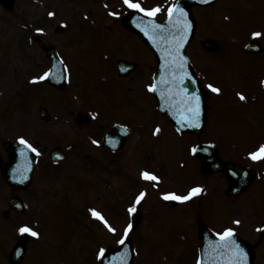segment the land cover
Segmentation results:
<instances>
[{
	"label": "flooded vegetation",
	"instance_id": "obj_1",
	"mask_svg": "<svg viewBox=\"0 0 264 264\" xmlns=\"http://www.w3.org/2000/svg\"><path fill=\"white\" fill-rule=\"evenodd\" d=\"M62 1L68 5L53 7L49 0L29 4L28 15L22 13L21 18L17 13L13 14L15 11L5 12L12 15L7 16L18 32L35 34L37 29H43V32H39V43L32 41L25 45L23 41L19 59V52L16 53L17 69L20 70V79H16L21 85L31 92L35 88L46 86V80L38 84L32 83V80L38 73L47 72L51 68V60L45 54V48L49 45L56 49L59 56L56 63L58 69L63 68L67 76L65 87L61 90L47 84L58 96L55 99L45 97L47 100L44 104L49 108V117L45 122V131L37 133V138L42 140L44 146L35 143L40 154L37 155L27 190L13 193L24 195L27 191L24 196L30 204L29 221L33 225L38 223L41 231L48 224L49 236L54 237L50 238L51 241H66L64 237L71 239L68 231L81 234L90 243L80 242L78 250L93 251L96 258L102 228L90 209H95L109 220H114L117 216L123 219L130 216L128 208L142 191L144 179L140 173L132 172V165L125 163V159L120 162L117 157L142 155L143 135L149 132L151 135L156 134L155 129L160 128V124L167 119L158 113L153 98L147 93L153 59L140 39L126 28L130 23L122 19L126 14L138 11L128 9L123 0ZM173 1L139 0L146 9L161 7L162 11L156 15L159 18L164 17ZM236 2L240 8L248 10V13H237V37L240 40V50L236 52L237 68L232 70L235 64L228 65L230 60L226 53H222L219 58L221 69L214 73L210 68L211 60L204 63L205 74H199V77L207 93L206 122L198 134L179 132L172 128V137L174 141H178V147L180 135L192 142L209 132V129L205 130L209 125L211 103H221L222 98L227 112L239 122L252 121L262 123L264 127V39L254 40L251 35L254 31L264 32V0ZM87 5L91 9L86 8ZM194 9L196 8L193 11ZM198 9H203L201 14L204 27H213L214 21L217 23L215 26L219 27L226 21L227 0H216L213 4ZM49 12L55 15L49 16ZM111 12L119 15L112 16ZM9 38L19 48L20 38ZM248 41L256 42L253 51L244 50ZM203 55L209 59L212 54ZM211 83L220 87L221 93H213L207 87ZM237 93H242L246 99L240 100ZM40 98H43L41 94ZM35 103L36 98L26 102L30 108L33 105L32 118L27 121L32 128L26 132L32 136L36 135ZM44 104L41 103L40 106ZM80 112L90 114L88 122L77 116ZM117 128L126 134L122 138L121 147L113 150L105 145L104 138L107 134H113ZM255 133H259L260 139L264 141V131ZM93 140L99 143L94 144ZM53 148L63 151L61 160L50 157L49 151ZM1 151L3 148H0ZM249 153L239 160L250 163ZM261 162L264 169V160ZM133 180L140 182L138 193ZM53 204L59 205L57 207ZM164 204L166 202L155 199L148 207L146 196L137 206V211L149 209L157 217L166 214L158 212L165 208ZM188 204L190 209L195 208L194 201ZM168 205L175 206L176 202H169ZM60 206L62 216L59 218V213L54 211L60 210ZM10 211L20 215L19 212ZM0 214L3 215V212ZM111 224L115 227L114 221ZM39 233V238H35L37 243L43 241L41 236L44 233ZM57 248L62 247L58 245ZM66 248L63 247L64 250Z\"/></svg>",
	"mask_w": 264,
	"mask_h": 264
},
{
	"label": "rangeland",
	"instance_id": "obj_2",
	"mask_svg": "<svg viewBox=\"0 0 264 264\" xmlns=\"http://www.w3.org/2000/svg\"><path fill=\"white\" fill-rule=\"evenodd\" d=\"M31 1L33 0H15V9H14L15 12H13V14L14 13L19 14L20 18L22 13H26L28 15L30 11L29 4L31 3ZM234 2L235 1H232L231 3L235 4ZM52 3H55L57 7L60 6L64 7L65 5H68L67 2L62 0H56V1L50 0L49 4ZM86 8L91 9L89 5H87ZM233 9L234 12L236 11L235 13L236 17L239 11L248 13L247 9L240 8L238 5L233 6ZM5 12L7 11H5L0 6V46H5L7 44L6 37H11L13 39H17L19 37L21 41L22 39H25L24 36H22V33L18 32L16 27H13V23L11 22L12 20H9V17H11L12 15L8 13L6 14ZM71 19L74 18L71 17ZM9 22L11 23L9 24ZM214 24L216 25L217 23L214 21L212 25ZM232 29L233 28H228L227 30L222 31L220 28L215 26V27H211L209 29L211 30V32L207 33L205 28H201L198 32V38L204 37L206 35H212L224 41L223 38L225 35H227L226 32H228L229 34V32H231ZM18 45L22 46L20 42L18 43ZM224 47L231 49V46H221V49L223 48L222 50H225L226 48ZM190 50L191 53L194 54L195 56L197 55L195 54L196 51L197 52L200 51L196 41L192 44ZM236 56L237 54L235 55V58ZM0 57L2 58L6 57L4 48H0ZM7 58H5L6 60L5 65L0 67V147L4 146L1 137L3 135H8V137H14V135H16L17 133V130L15 129L19 128L22 123H24V126L19 128V131L28 132V130H31L32 127L30 126V124L25 125V122L28 120L30 121L32 118V107H33V105L31 108L28 105L26 106L27 100H30L31 98H36V101L42 100L43 102L47 100L45 98H40V94L44 96V92L40 91V89L35 88V90L31 92V90L29 91L26 90L24 86L22 87L21 82L18 81L17 79L16 81H14V78H12L11 76H14L17 73L16 78H19L20 70H18L19 68L17 69V67L14 68V66H16L14 63H10L9 64L10 67H8V64L6 63H9L10 61L12 62V60ZM211 59H214V57H210L209 59H207V56L199 55L197 57L196 63L203 68L204 63H206L208 60ZM229 60L230 61H228V65L236 64V60L231 61L232 60L231 57ZM215 63L217 65H220L221 60L215 58ZM210 68L212 71L216 70V68L213 65H211ZM217 73L219 74V72ZM45 95L49 99L56 97V94L52 91H47ZM224 106H221L220 102L211 103L209 125L205 130L206 132L209 129V132H206L204 135H201V139H203L204 137H212L211 141L215 146L221 145L219 153L222 156H224V158H235V156L230 154L231 153V151H229L230 148H228L227 146L224 147L223 142L227 141L224 138L228 137L229 134L234 133L235 136L238 135L239 138H241V143H242L241 147L245 148L250 144L251 141L252 144L263 142V140L260 139V134L259 133L254 134V131L251 130L264 131V127L262 123H259L258 125H254L253 123L249 122L251 126L247 129L245 124L241 125V123H237L233 119V117L230 118L224 114H220V113L218 114L217 111L220 110L223 111ZM23 108H24V113L17 114L16 110L17 109L23 110ZM14 117L19 118L17 125L15 127L13 126L15 119ZM37 127L39 128L37 130V133L43 131V126L37 125ZM246 130L250 131L251 136L248 133L247 136L243 135L246 134L243 133V131ZM250 137L251 139L249 140ZM158 145H160L161 148H163V151L165 152L170 151L172 149L174 150L173 158L170 157L168 163L160 159L163 158V156H159V158L158 156L155 155L149 156L150 161L154 160L153 163H157V164H162V162L166 163L165 169L167 170L169 169L170 171V181L166 183V186L173 187L178 190H182L184 186L195 184L196 181H198L199 174L196 172V167L195 166L193 167V159L190 156H187L186 152L175 149L172 138L168 137V140H165L164 142H160ZM153 146L155 148L158 147L157 145L156 146L153 145ZM229 147H234V146H229ZM165 157L168 156L166 155L164 156V158ZM156 158H158L157 161H155ZM119 160L121 161V158H119ZM181 160L185 161L186 167L180 166ZM196 164L197 166L199 165L198 161H196ZM206 182L209 183V192L210 193L214 192L215 194L211 195L212 203L210 207L207 209V212L203 214V218L204 221H208L209 223H217L222 220L223 208L220 203L222 198L219 197V195L224 194L223 193L224 180L218 174H212V176L211 175L208 177L206 176ZM2 187L3 185L0 183V189ZM222 189L223 191L221 192ZM263 193H264V183L256 181L253 182L247 188V190L242 192V194L239 196L236 202L229 203V201H227L228 205L230 204L232 205L226 207V210L228 208V212L226 211V215L228 214V216L230 215V217L241 216L240 218L244 219L245 226L242 229V232L244 234H247V227L249 229V226H252V224L258 225L262 222L261 219L264 217ZM148 199L150 200V198ZM237 202H240L241 205ZM245 204L247 205L244 206ZM228 216L227 219H229ZM171 218L172 217H170V219ZM183 218L184 217L177 220H167L168 218H166V225L169 224L175 225V227L177 228L183 227L184 225L183 223L184 221L182 220ZM19 219L22 221H26V218H24L23 216H20ZM161 220H165V219H161ZM13 222H14L13 218H11L9 221L0 220V223H2L0 224V226L2 229L6 231L7 229L11 228V224ZM188 225L191 226L190 224ZM141 228H143V226H141ZM176 232H180V231H176ZM10 238H12V235L10 232L7 231L3 233L0 238V254L3 256V260L0 259V264H8L7 262L8 252L13 244L12 239L8 241ZM132 238L137 248V260L135 264H191L190 261H188V257L183 256V255H187L188 253V250L185 246L187 242L185 243L183 241L176 240L174 238V234H172L169 230H165L162 227H157V229L153 231L148 230L147 232L144 233H142V230H140L137 231V233L133 235ZM256 250L257 253L259 254V258L257 257V260L261 261L262 260L261 257L264 254V236L262 237V241L256 246ZM45 252L46 251H43V253L45 254L44 259H46V255H47ZM181 252L183 253V255L181 254ZM39 255L40 254L37 253V257L33 258V260L37 261V259H39L40 257ZM165 255H167V257L166 259H163L162 257ZM28 258L29 257H27V260L31 259V257L29 259Z\"/></svg>",
	"mask_w": 264,
	"mask_h": 264
},
{
	"label": "snow or ice",
	"instance_id": "obj_3",
	"mask_svg": "<svg viewBox=\"0 0 264 264\" xmlns=\"http://www.w3.org/2000/svg\"><path fill=\"white\" fill-rule=\"evenodd\" d=\"M123 4L130 10H135L140 13H143L145 16L148 17H156L157 13L161 12L162 9L159 6L146 9L142 6V4L139 2V0H123ZM168 13V19L169 21H173V18L175 17L177 20L183 19V32L184 36H181L180 39L176 42L175 52L177 56H179V50L183 45L184 39L187 36L188 28L190 26V22L186 20V13L184 12V9L181 8L178 4H172L167 9ZM49 16H54L55 13L49 12ZM110 15L112 16H118L119 13L117 12H111ZM157 28H162L160 25H154V30ZM37 32H43V29H37ZM147 34V32H146ZM253 39H264V32L260 31H254L252 32ZM171 55V53H169ZM185 63L186 61L184 58L179 59L178 63V69L181 71V75L178 78V83L183 84V81L185 78H191V74L185 70ZM50 74L48 72H45L43 75L34 77L32 80V83H38L40 81L45 80L48 78ZM173 83H176V81H173ZM213 93H221L222 89L218 86H214L213 84H208L207 86ZM157 89L156 84L149 85L148 90L155 92ZM177 95H180V100L178 102L177 107H179V123L184 127H193V128H200L201 127V100L198 93L193 92L191 94L188 93L187 89L180 88L179 92H177ZM240 100H245L246 97L242 93H237ZM182 105V107H180ZM161 131V129L158 127L155 129L156 134H158ZM179 131V129H177ZM20 143L27 145L28 148H30L33 152H37V149L34 148L26 139L23 137L20 138ZM94 144H98V141L93 140ZM108 143L114 144L113 141L109 140ZM207 151V149H204ZM198 151V148L194 147L192 148V152L196 153ZM38 154V153H37ZM249 158L253 161H259L264 160V144H261L256 151H252L249 153ZM141 177L150 182H156L158 183L160 181V177L156 174L149 172L147 170L142 171L140 173ZM204 191L203 188L197 186L190 189V191L185 195H180L175 192H169L164 193L162 196V199L166 201H178V202H187L191 200L194 196H197L201 194ZM147 193L145 191H141L138 196L135 197L134 202L129 206L128 213L129 215H132L136 213L137 206L141 204V202L145 199ZM93 217L101 220L104 224V226L107 228V230L113 234L117 233V228L114 227L109 221L98 211L95 209H90ZM234 224L239 225L241 223L240 220L233 221ZM133 230V224L129 223L124 229H123V235L119 238L117 241L119 244L123 245L129 238V233ZM258 231H264V229H257ZM18 231L21 234H30L33 237L39 238L40 233L36 230H34L32 227H30L28 224H23L18 228ZM217 235L220 237L221 243L216 245L217 249L220 250H226L228 253V261L227 264H246L247 259V253L244 251L243 248L237 243L235 239V229L232 227H228L224 229L223 232L217 233ZM105 249L101 248L98 252V258H102L105 255ZM198 264H201V262H198Z\"/></svg>",
	"mask_w": 264,
	"mask_h": 264
},
{
	"label": "water",
	"instance_id": "obj_4",
	"mask_svg": "<svg viewBox=\"0 0 264 264\" xmlns=\"http://www.w3.org/2000/svg\"><path fill=\"white\" fill-rule=\"evenodd\" d=\"M185 0H180V4L188 10V3L184 2ZM181 7V6H180ZM186 20L190 22L192 20L189 16V13H186ZM154 25H160L162 28H157L154 30ZM135 32L139 33L144 39L147 46L155 53L158 61L160 62V68L158 72L155 74V80L157 81L159 75L163 73V75H168V70H172L175 65L173 61L176 58L169 56L167 53L175 52L172 49V46L175 45L176 42L180 39L181 36H184L183 32V19L177 20L175 17L173 21L158 23L152 20H148L146 25L142 27H137ZM147 32V34H146ZM193 33V24L190 22V26L188 28L187 36L184 39L183 45L180 48V55L185 50V46ZM174 47V48H175ZM206 48H211L209 44H205ZM181 58V57H180ZM184 84V83H183ZM188 87L187 91L193 90V85L190 82L185 83ZM157 95V94H156ZM9 156L10 160L7 164L1 165V171L6 182L12 187H21L25 186L29 180L31 167L33 163V154L28 150V148L23 144H12L9 148ZM221 241L219 239H215L210 246L215 247V252L220 254L225 258L226 262L228 261V253L226 250L217 249L216 245L220 244ZM237 243L244 249L247 253L250 254L249 247L242 243L241 241H237ZM129 244V243H128ZM24 251V239H21L20 242L15 246L14 250L11 252L10 261L12 264H17L22 257ZM128 258H129V250H128ZM206 258V257H205ZM204 258V260H205ZM249 264L251 263V257L248 259Z\"/></svg>",
	"mask_w": 264,
	"mask_h": 264
}]
</instances>
